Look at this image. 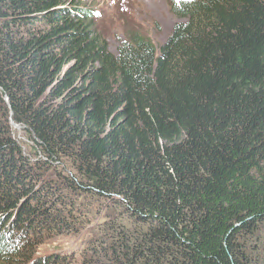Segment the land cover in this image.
<instances>
[{
  "label": "trees",
  "instance_id": "trees-1",
  "mask_svg": "<svg viewBox=\"0 0 264 264\" xmlns=\"http://www.w3.org/2000/svg\"><path fill=\"white\" fill-rule=\"evenodd\" d=\"M170 8L114 54L76 0H0L3 262L90 221L74 264H264V0Z\"/></svg>",
  "mask_w": 264,
  "mask_h": 264
},
{
  "label": "rangeland",
  "instance_id": "rangeland-1",
  "mask_svg": "<svg viewBox=\"0 0 264 264\" xmlns=\"http://www.w3.org/2000/svg\"><path fill=\"white\" fill-rule=\"evenodd\" d=\"M76 2L94 12V22L98 31L107 41L110 51L116 53L117 47L125 40L130 33H138L148 38L155 47L163 44L171 34L172 28L181 22L173 15L170 8V0H76ZM11 139L23 146L25 155H28L30 148L26 142V134L22 129L13 125ZM23 156H25L22 153ZM41 189L51 188L60 194L61 197L68 196V193L60 183V180L46 174H39ZM91 222H85L84 227L77 234L63 233L58 236L52 233L49 239L37 245L28 260L23 259L19 264H31L34 257L39 260H59L60 256L67 257L69 264L80 263L81 253L85 243L91 239ZM24 255L25 245L20 243ZM28 249V248H26ZM24 262V263H23ZM36 263V262H35ZM0 264H17L16 261H2Z\"/></svg>",
  "mask_w": 264,
  "mask_h": 264
},
{
  "label": "clouds",
  "instance_id": "clouds-1",
  "mask_svg": "<svg viewBox=\"0 0 264 264\" xmlns=\"http://www.w3.org/2000/svg\"><path fill=\"white\" fill-rule=\"evenodd\" d=\"M173 2V3H175V4H178V3H180V2H195L196 0H170V2ZM16 231V229L12 232V233H14ZM5 232V231H4ZM4 239V240H6L7 238H8V236H7V234H4L3 233V235L0 237V239ZM16 242V241H15ZM7 243V242H6ZM15 244V243H14ZM19 246H20V244H18ZM14 249V246H11V251ZM19 251H20V248L19 247H17L16 246V251H12V252H14V253H19Z\"/></svg>",
  "mask_w": 264,
  "mask_h": 264
}]
</instances>
